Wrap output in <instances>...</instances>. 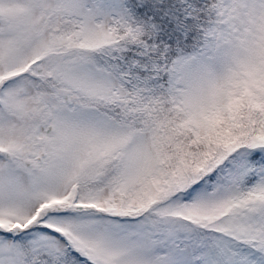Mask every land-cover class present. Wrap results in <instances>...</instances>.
Returning <instances> with one entry per match:
<instances>
[{"label": "snow or ice", "instance_id": "obj_1", "mask_svg": "<svg viewBox=\"0 0 264 264\" xmlns=\"http://www.w3.org/2000/svg\"><path fill=\"white\" fill-rule=\"evenodd\" d=\"M0 264H264V0H0Z\"/></svg>", "mask_w": 264, "mask_h": 264}]
</instances>
